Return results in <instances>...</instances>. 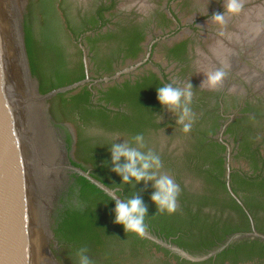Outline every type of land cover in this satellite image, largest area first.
I'll list each match as a JSON object with an SVG mask.
<instances>
[{"label":"rangeland","instance_id":"1","mask_svg":"<svg viewBox=\"0 0 264 264\" xmlns=\"http://www.w3.org/2000/svg\"><path fill=\"white\" fill-rule=\"evenodd\" d=\"M37 1L41 3L42 8V13L39 15L40 22L47 27L54 45L63 51L64 69L70 72L72 79L81 75V66L84 64L83 59H85L86 52L89 63L92 65L90 79L98 73L94 72L96 68L94 69L95 64L91 56L101 67V74L106 75H111L114 71L111 65L113 59L121 56L118 53L120 47L118 38H110L97 44L95 53L91 52V54L83 43V30L79 31L83 17H86L85 21L89 20L99 1L104 19L108 18L119 25L123 24L122 26L127 25L132 29L142 30L144 34L140 54L135 59H125L120 66L122 70L144 60L148 56L152 41L192 23L152 43L148 59L138 67L119 76V79H122L121 76L132 75L133 72H153L155 66L168 63L172 64L171 74L177 81L182 82L187 79V83L190 82L197 92L203 94L202 103L199 106L191 104L195 121L191 131L187 134L182 133L181 126L175 124V117L161 107L155 115L157 117L155 122L161 126L155 130H146L143 134L147 147L160 156L163 164L162 171L171 175L179 184L180 195L181 193L192 195L219 193L215 181L207 173L202 172L207 167L203 166L204 158L199 149L200 140L203 138L200 134L215 127L219 115L236 110L242 104L248 103L255 109L257 117L251 122L240 123L234 127V130H244L246 133L245 142L249 147L246 153L248 159L241 157L230 167L245 175H249L247 172H252L251 176L257 174L264 179V0H244L240 14L226 16L223 36L219 35L220 26L212 23L210 17L213 13L223 11L224 0ZM110 6L111 9H108ZM115 28L112 25L107 31ZM72 30L80 33L78 37L72 34ZM181 42H184L187 48V53L181 57V59H186L184 61L175 58L173 51L175 44ZM108 60H110L111 70L105 73L102 70L108 67ZM237 62L241 68L236 65ZM224 66L228 71L226 81L224 80L226 85L223 83V86L217 90L200 87L205 79L203 73ZM83 74L85 75L84 66ZM126 77L128 76L124 78ZM114 79L107 82H92L91 85L86 84L83 87L92 86L93 91L97 92L98 85L102 83L106 87L114 85ZM80 88L72 92L76 93ZM101 90L98 92L100 93ZM99 102V99L93 97L90 104L92 106ZM64 112L62 115L68 129L76 132L79 123L73 121L70 110H64ZM247 115L249 114L240 113L239 119ZM160 116L162 119L159 121ZM80 131L83 138L89 140V144L99 147V152L108 158L109 163V146L115 137L120 136L115 143H122L124 140L131 141L134 137L132 134L108 132L99 126L82 128ZM252 150H255L256 154L250 157L249 152ZM75 158L84 165H91L86 163L80 155ZM255 159L261 161V166L257 171L252 167ZM110 167L99 176L110 186H119L120 177L111 172ZM126 187L137 193H146L149 197L153 191L150 183L144 185L143 182L136 184L135 187H131L130 184L120 185L118 189L123 191ZM251 195V201L257 203L258 217L263 220L264 197L253 193Z\"/></svg>","mask_w":264,"mask_h":264},{"label":"water","instance_id":"2","mask_svg":"<svg viewBox=\"0 0 264 264\" xmlns=\"http://www.w3.org/2000/svg\"><path fill=\"white\" fill-rule=\"evenodd\" d=\"M27 2L29 0H0V264H61L52 252V244H56L53 221L59 207L65 204L63 199L69 176L80 175L108 195L113 191L104 188L102 182L89 172L69 162L61 136L63 131L59 127L63 124L67 127V124L56 108V101L51 107L50 103L59 95L92 82H107L109 78L90 79L85 56L84 79L40 93L39 79L32 75L25 46ZM32 4L37 25L48 32L39 18L41 3L32 0ZM167 35L151 42L148 56L141 64L148 59L152 43ZM141 64L122 72L124 74ZM104 209L99 210L100 215L105 214ZM105 230L101 237L103 254L112 264H187L147 250L111 225ZM249 236L264 241V235L257 232ZM56 237L63 248H71L66 239ZM67 256L76 264L70 251ZM92 256L102 260L97 251ZM240 264H264V258L255 257Z\"/></svg>","mask_w":264,"mask_h":264},{"label":"trees","instance_id":"3","mask_svg":"<svg viewBox=\"0 0 264 264\" xmlns=\"http://www.w3.org/2000/svg\"><path fill=\"white\" fill-rule=\"evenodd\" d=\"M108 9H111V6L108 7ZM122 25L115 23L114 26L116 28L114 30H106L105 32L99 31L92 35L84 36L83 43L88 47L89 53H95L97 44L110 38H118L120 43L118 53L123 56L124 59H135L141 52L140 45L144 41V34L142 30L132 29L131 26ZM114 31L118 32L115 33ZM24 34L30 69L32 75L39 79L40 93L45 94L59 87L67 86L84 79L83 66H81V75L73 79L70 76V72L64 69L65 59L63 51L60 48L49 45L42 37L40 41L33 42L30 30H28L26 25H24ZM72 34L78 37L80 33L73 31ZM173 51L175 53V58L181 61L186 60L181 59V57L185 56L187 53L184 42L175 44ZM91 59L95 64V67L93 66L94 69L96 68L94 72H101V67L97 64L96 59L93 58V56H91ZM110 70V60H108V67L102 71L109 73ZM163 85L165 84L155 73L149 72L135 82H124L119 85L109 86L104 91L100 92L102 96L100 98L101 101L112 106L125 104L126 113H111L105 110V108L99 109L89 107L91 92L87 87L80 88L76 93L71 92L56 97L54 99V101H56V108H59L61 113H65L64 110H70L73 121L79 123L76 131V156L80 155L86 163H91L93 165H97L101 162L102 165L100 167L97 166L96 172L98 175L105 173L108 167L111 166L108 158L99 152L98 146L89 144V140L83 138L80 129L99 126L108 132L132 134L133 136L145 134L146 130L157 129L161 125L155 122L157 118L155 115L160 111L161 105L156 100V89ZM197 93L198 96L191 103L192 106H199V104L202 103L203 94ZM254 110L255 109L248 103H245L243 113L249 115L232 122L226 131L232 135H242V151L240 157L246 159H248L246 153L249 151V147L245 142L247 137L246 133L244 130L236 131L234 127L237 124L254 120L257 117ZM215 127L209 131H203L200 134L203 135V138L200 140L199 149L202 151L204 158L203 166L207 167L202 172L207 173L216 183L220 184L222 188H225L224 184H221L218 180L224 177L225 168L222 155L226 148L220 143L207 142L208 134L213 133ZM69 142L70 140L68 139V150L70 149ZM254 154H256L255 150L249 152L250 157H253ZM260 162V160H254L252 167L255 171L260 168ZM246 176L248 177L249 175L246 174ZM246 176L244 177L238 173H233L231 175L233 190L237 193L239 191H249L264 197V179L257 174L249 176L248 178ZM76 183L81 186L80 197L92 206H97L100 201L103 203L106 199V196H102L101 191L89 184L85 178L76 177ZM124 191H126L127 194L126 198H130L135 192L127 187ZM138 194L142 197L144 204L147 206V211L156 208L146 193ZM91 213L93 214L91 207H87L83 214L75 210L73 212L66 211L61 222H56L57 227L54 229V232L56 236H61L69 242L71 245V252L74 253L75 256L78 249L86 247L88 249L87 255H91L96 251L102 255V260L93 262V264H110L107 260V256L103 254L104 243L101 239V232L104 228L101 224L102 222L99 218L90 216ZM182 245L194 249L200 247L198 245L193 246L192 244ZM230 253L232 252L229 249L222 251L216 257L214 264H224L227 259H229ZM211 261L212 258L204 261L202 264H212ZM237 262L236 260L233 261V263Z\"/></svg>","mask_w":264,"mask_h":264},{"label":"flooded vegetation","instance_id":"4","mask_svg":"<svg viewBox=\"0 0 264 264\" xmlns=\"http://www.w3.org/2000/svg\"><path fill=\"white\" fill-rule=\"evenodd\" d=\"M100 5L101 4L99 1V3H97V6L92 11V17L89 20L85 21L86 17H83V22L79 29V31L84 30V35H82V37L86 35H92L95 32L99 31L104 32L110 29L112 25L115 24V22L111 19H104ZM34 8L35 6H33L32 0H29V3L27 2L26 12L24 15V25L27 26L28 30H30L33 42L40 41L42 37L44 40H46L49 45L57 48L50 39V35L48 34V32H46V30H44L43 28L41 29L40 26L37 25L38 22L36 21V16L33 11ZM86 58L88 60L87 71L89 74L92 70V65L89 63L87 52ZM123 61H125L123 56L113 59L111 63L114 69L113 73L111 75H106L104 73L101 74V72H98L96 75L92 76V80L98 81L103 78H109L110 80L115 78L116 80L114 79L113 81L114 85H119L124 82H135L139 80L144 74L149 73L133 72L132 75H123L124 77H128L124 78L123 76H121L122 79H119V76L123 74V70L120 68L121 63ZM139 63L141 64V61H139ZM83 66L85 68V63L83 64ZM89 75H91V73ZM102 85L103 83L101 85H98L97 92L93 91L92 86H90V88H87L91 92L89 104L91 100H93V97L94 99L100 100L102 96L98 91L102 89V92L107 87L114 86L113 84L107 85V87L105 85ZM193 91L195 92L196 96H198V93L194 88ZM53 102L54 100H52V102L50 103V107ZM92 106L91 104L89 105V107L91 108H105V110H108L111 113L127 112L125 104L112 106L100 100L99 103H97L96 105L92 104ZM244 107L245 103L242 104V106H240V108L236 110L219 115V119L217 121L214 132L209 133L207 138L217 132L220 133L223 125H225L224 132H226L228 126L241 117L240 113H243ZM59 127L63 131V135L61 136L62 140L65 143L69 162L74 166L79 165L80 168L89 172L91 176L102 182L105 186H110L96 172L97 166L100 167L102 165L101 162L97 165H93L91 163V165H84L76 160L75 157L77 132H75L73 129L69 130L68 127H66L64 124ZM230 135L232 138L240 141V152L238 155L240 159V154L242 151V135ZM68 139L70 140L69 150L67 148ZM219 143L223 144L226 148L225 152L222 155L226 172L225 176L218 180L221 184H224L225 188H222L220 184L215 182L217 189H219V193L216 194L192 195L181 193V195L178 197L177 211L171 215L167 213L156 212L155 207L154 210L147 211V217H145V224L148 226V230L143 238H138L131 233H125L121 225L115 224L113 222L114 201H111L110 195H108L104 191L100 190L95 186L98 190L101 191L102 196H106L104 202L101 203L100 201L97 206H92L90 203H87L84 199H82L80 197L81 186L76 183V177L82 176L76 174H71L69 176L66 192H64L65 197L63 199V202H65V204H62V206L59 207L58 214L53 221V230L57 227L56 222H61V220L63 219V215L66 211L73 212L75 210L78 211L80 214H83L86 211L87 207H91L93 214L91 213L90 216L94 218H99V220L102 222L101 224L104 229L102 230L101 235H103L104 231L106 232L105 229H107V227L111 225L116 228L122 235L134 240L136 243L145 246L147 250L155 251L157 253H163L182 263L202 264L204 263V261H207L208 259L212 258L211 263L214 264L218 254L228 249L231 250L232 253H230L229 259H227L224 264H240L252 260L255 257L264 258V241L257 237L249 236L252 235L254 232L264 235V219L262 220L258 217L259 211L256 205L257 203L253 200L251 201L252 192L243 191L241 193H237L233 190L231 184V175L233 173H238L244 177L246 175L237 169H231V163L228 162L227 157V146L223 142ZM88 183L93 185L92 183H90V181H88ZM228 186H230L231 190L228 188ZM109 189L114 191L116 195H118L121 199H127L126 191L119 190L115 187ZM103 207H105V214L100 215L99 210ZM55 239L56 244H52V252L56 256L58 261L61 264H74L67 256V251H70V253L74 255V253L71 252V248H63L62 243L56 237V234ZM182 244H192L193 246L198 245L200 247L194 249L191 247L184 246ZM214 251H216L214 255L202 259L203 256L209 255ZM91 255L89 254L88 256L90 257L92 262L99 261L98 259H94L93 256L91 257ZM75 260L74 261L77 264L76 256ZM235 260L238 262L233 263V261Z\"/></svg>","mask_w":264,"mask_h":264},{"label":"clouds","instance_id":"5","mask_svg":"<svg viewBox=\"0 0 264 264\" xmlns=\"http://www.w3.org/2000/svg\"><path fill=\"white\" fill-rule=\"evenodd\" d=\"M244 0H224L223 11L213 13L210 21L220 26L219 35H224L226 16H236L241 13ZM205 79L200 87H207L209 90H217L223 86L228 76L226 66L203 73ZM193 87L188 82L183 87L173 83H167L156 89V100L162 108L166 109L175 117V124L181 126V132L187 134L191 131L195 121V114L192 111L191 103ZM162 119L160 116L159 121ZM120 136L115 137L109 146L110 171L120 177V185L135 187L141 182L144 185L151 184V202L156 207V212L175 213L178 208V197L181 192L179 184L175 179L162 171L163 164L160 156L147 147L143 134H137L131 141L124 140L122 143H115ZM131 182V183H130ZM101 183V182H100ZM108 189L117 185L105 186ZM110 200L114 201V223L121 225L125 233L134 234L138 238L146 235L148 226L145 224L147 217V206L142 197L135 193L128 199H121L113 191L110 193ZM88 249L81 247L76 252L77 264H93L87 255Z\"/></svg>","mask_w":264,"mask_h":264},{"label":"built area","instance_id":"6","mask_svg":"<svg viewBox=\"0 0 264 264\" xmlns=\"http://www.w3.org/2000/svg\"><path fill=\"white\" fill-rule=\"evenodd\" d=\"M172 67H173L172 64L164 63V64H161L160 66H155L153 73H155L164 82V84L174 82V85L183 87L184 85H186L188 80L185 79L182 82L177 81L173 77V74H171ZM196 97L197 96H196L195 92L193 91L192 101L195 100ZM224 128H225V125L222 126L220 133L217 132L215 134H212L207 139L209 142H216V143L223 142V143H225L227 146V149H228V155H227L228 162L233 164L234 162L238 161V159H239L238 155L240 152V141L232 138L231 135L228 134L227 132H224ZM247 173H249V175L253 174L252 172L251 173L247 172Z\"/></svg>","mask_w":264,"mask_h":264},{"label":"bare ground","instance_id":"7","mask_svg":"<svg viewBox=\"0 0 264 264\" xmlns=\"http://www.w3.org/2000/svg\"><path fill=\"white\" fill-rule=\"evenodd\" d=\"M235 57H236V56H235ZM230 58H231V57H230ZM237 60H238V59H237ZM228 61H230V60H228ZM234 62H235V60H234ZM229 63H231V62H229ZM230 65H231V64H230ZM233 65H235V64H233ZM236 65H237L238 67L241 68V66H240V64H239L238 62L236 63ZM230 67H231V66H230ZM234 67H235V66H234ZM234 67H232V68H234ZM225 81H226V79H225ZM227 81H228V80H227ZM224 84H225V83H224ZM226 84H227V83H226ZM226 84H225V85H226ZM235 88H236V87H235Z\"/></svg>","mask_w":264,"mask_h":264}]
</instances>
